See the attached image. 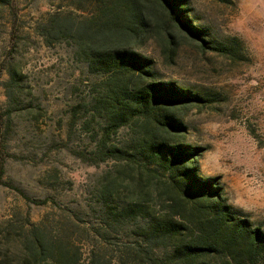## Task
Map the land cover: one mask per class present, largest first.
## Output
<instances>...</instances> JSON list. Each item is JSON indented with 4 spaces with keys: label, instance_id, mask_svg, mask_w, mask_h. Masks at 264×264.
<instances>
[{
    "label": "trees",
    "instance_id": "obj_1",
    "mask_svg": "<svg viewBox=\"0 0 264 264\" xmlns=\"http://www.w3.org/2000/svg\"><path fill=\"white\" fill-rule=\"evenodd\" d=\"M14 1L0 0V9H12ZM72 3L78 11L89 6V19L53 17L42 35L50 43L70 42L75 58L90 74L101 76L84 106L99 128L89 161H114L120 170L91 193L98 229L87 242V256L61 228L52 232L41 222H5L0 226V264H264V231L227 203L218 178L199 175L198 159L205 150L185 140L183 115L210 105L209 95L158 80L151 59L138 51L151 41L172 66L184 45L202 54L232 57L235 44L210 40L191 18L189 0ZM17 25L13 14L12 39ZM7 74L6 96L15 109L21 86L9 62ZM12 124L0 110V187L29 204L44 205L46 200L36 202L5 181L8 160H19L6 150ZM123 128L133 138L118 147L112 139ZM123 171L134 175L125 186ZM120 187L125 189L123 199Z\"/></svg>",
    "mask_w": 264,
    "mask_h": 264
},
{
    "label": "rangeland",
    "instance_id": "obj_2",
    "mask_svg": "<svg viewBox=\"0 0 264 264\" xmlns=\"http://www.w3.org/2000/svg\"><path fill=\"white\" fill-rule=\"evenodd\" d=\"M72 1L15 0L12 9H0V110L13 123L7 153L20 160H8L5 181L36 202L47 201L29 204L0 187V226L41 222L52 232L61 228L87 256V242L98 229L91 193L120 169L114 161H89L99 128L84 106L101 76L75 58L70 42L50 43L42 35L53 17L89 19V6L78 11ZM189 8L210 40L235 44L236 54H202L184 45L170 66L151 41L138 51L151 59L158 80L209 95L210 105L191 108L182 117L186 142L205 150L198 159L199 175L218 178L227 203L264 231V0H189ZM8 62L21 86L15 109L6 96ZM131 138L123 128L112 142L121 147ZM120 174L123 186L134 177L131 171ZM118 195L125 198L123 187Z\"/></svg>",
    "mask_w": 264,
    "mask_h": 264
}]
</instances>
